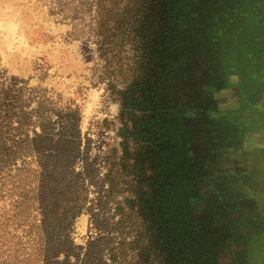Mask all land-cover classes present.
Masks as SVG:
<instances>
[{"label": "rangeland", "instance_id": "374dc122", "mask_svg": "<svg viewBox=\"0 0 264 264\" xmlns=\"http://www.w3.org/2000/svg\"><path fill=\"white\" fill-rule=\"evenodd\" d=\"M158 1H119V9L129 5L134 13L131 33H139L140 20ZM49 2L0 0V110L11 107L22 82L21 99L41 87L70 101L97 178L123 156L122 144L129 151L137 146L140 160L151 153L145 175L173 165L188 177L182 199L191 230L213 247L216 264H264V0L182 4L184 23L177 30L183 42L171 48L164 86L163 76H144L148 51L139 43L124 42L103 71L91 37L70 38V25L48 12ZM127 29L119 35L127 37ZM143 90L166 96L173 109L168 124L161 127L155 113L147 121ZM80 167L77 160L75 171ZM89 191L87 200L95 195L92 186ZM67 224L71 264H80L87 243L113 235L101 232L84 210Z\"/></svg>", "mask_w": 264, "mask_h": 264}, {"label": "trees", "instance_id": "16d2710c", "mask_svg": "<svg viewBox=\"0 0 264 264\" xmlns=\"http://www.w3.org/2000/svg\"><path fill=\"white\" fill-rule=\"evenodd\" d=\"M119 1L50 0L48 12L68 22L70 38L91 37L97 58L104 62L103 71L112 60L116 62L124 42L131 47L139 43L148 51L143 56L148 65L144 76H163L164 86L171 48L183 42L177 30L184 23L182 4L190 0H159L155 9L148 8V17L140 20L138 34L130 30L132 9L126 5L122 11ZM126 28L127 37L119 35ZM26 88L22 82L11 107L0 110V264H71L67 220L81 210L101 232L113 235L87 243L80 264H216L213 247L191 230L193 219L182 199L188 177L178 167L169 165L168 171L145 175L143 170L154 161L152 154L140 160L137 146L129 151L122 144L123 156L97 178L95 163L81 144L77 107L41 87L30 89L21 99ZM142 92L147 121L155 113L161 117V127L169 123L173 109L166 96ZM32 99L34 106L24 110ZM77 160L81 167L75 171ZM90 186L95 195L87 200ZM116 195L121 198L115 200Z\"/></svg>", "mask_w": 264, "mask_h": 264}]
</instances>
